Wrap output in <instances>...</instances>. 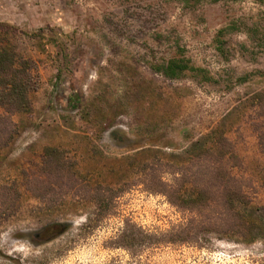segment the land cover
I'll use <instances>...</instances> for the list:
<instances>
[{
	"label": "rangeland",
	"instance_id": "374dc122",
	"mask_svg": "<svg viewBox=\"0 0 264 264\" xmlns=\"http://www.w3.org/2000/svg\"><path fill=\"white\" fill-rule=\"evenodd\" d=\"M0 22L11 27L1 40L40 74L33 110L0 119V264H264V240L244 242L224 224L244 205L182 210L147 191L144 172L224 125L236 156L223 169L264 219V118L253 99L264 89V0H0ZM181 56L212 80L158 70ZM108 183L124 191L103 217L95 195ZM207 217L218 224L201 228V244L134 254L115 243L128 223L163 233ZM51 222L68 229L44 242L36 235Z\"/></svg>",
	"mask_w": 264,
	"mask_h": 264
},
{
	"label": "trees",
	"instance_id": "16d2710c",
	"mask_svg": "<svg viewBox=\"0 0 264 264\" xmlns=\"http://www.w3.org/2000/svg\"><path fill=\"white\" fill-rule=\"evenodd\" d=\"M5 28L11 27L0 22V29ZM225 31V29L219 31L220 46L223 45L222 38ZM158 70L171 79L179 78L189 71L202 80H212L208 70L193 65L184 56L170 59ZM259 74L264 75V72ZM39 85L40 74L36 60L25 57L10 42H3L0 37V108L4 111L0 119L8 122L6 120L8 117L30 113L33 110L31 96ZM253 99L261 117L264 118V89L255 93ZM69 100L68 104L71 107L78 106L79 98L71 96ZM55 151V148H49L47 152L52 154ZM148 152L152 150L141 151L132 158L137 160V157ZM235 156L236 150L227 136L225 126L219 125L210 133L193 141L182 155L160 153L157 164H153L144 171L148 178L145 189L165 195L173 205L189 212L210 209L218 200L222 201L226 209L233 211L238 201L244 205L246 214L238 218H230L224 224L230 226L228 230L234 231L238 228L239 232H242L244 242L264 240L263 217L257 215L253 206H248L247 195L244 189L237 185L233 173L223 169L225 163ZM188 164L197 165V169L192 171ZM123 191L120 183H108L105 187L97 189L95 201L103 217L111 215L113 204ZM217 224L213 217L190 218L170 231L151 233L135 223H128L116 238L115 243L116 246L126 247L134 254H138L145 248L163 244H201L204 240L201 228L205 225L216 226ZM67 229L68 225L65 223L51 222L36 236L48 242L65 233Z\"/></svg>",
	"mask_w": 264,
	"mask_h": 264
}]
</instances>
